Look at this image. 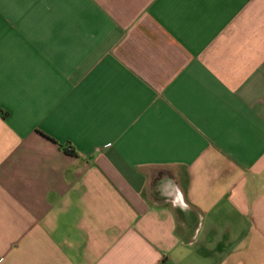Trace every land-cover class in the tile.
<instances>
[{"label":"crops","instance_id":"0c3cea01","mask_svg":"<svg viewBox=\"0 0 264 264\" xmlns=\"http://www.w3.org/2000/svg\"><path fill=\"white\" fill-rule=\"evenodd\" d=\"M0 264H264V0H0Z\"/></svg>","mask_w":264,"mask_h":264}]
</instances>
